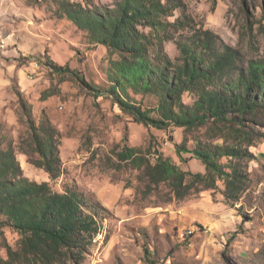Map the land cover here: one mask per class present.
Instances as JSON below:
<instances>
[{"label": "rangeland", "instance_id": "1", "mask_svg": "<svg viewBox=\"0 0 264 264\" xmlns=\"http://www.w3.org/2000/svg\"><path fill=\"white\" fill-rule=\"evenodd\" d=\"M61 1L0 0V145L13 144L25 177L49 182L59 192L76 190L88 206L105 209L102 233L82 264H264V140L251 148L253 158L242 161L246 189L236 202L226 198L221 181L216 189L181 199L168 184L149 186L142 170L117 160L124 144L152 161L162 154L185 171L204 173V164L191 152L178 155V146L192 150L223 140L213 139L208 126L156 129L122 112L110 92L107 49L59 16ZM70 1L96 9L116 0ZM165 19L187 24L168 36L192 35L202 27L247 59L264 60V0H182ZM164 49L173 61L180 55L176 39ZM18 94L38 125H52L60 134L58 179L22 152L30 150L31 139ZM132 96L144 106L157 102L154 96ZM183 99L193 103L192 94ZM4 236L13 246L19 239L2 228L1 257Z\"/></svg>", "mask_w": 264, "mask_h": 264}, {"label": "trees", "instance_id": "2", "mask_svg": "<svg viewBox=\"0 0 264 264\" xmlns=\"http://www.w3.org/2000/svg\"><path fill=\"white\" fill-rule=\"evenodd\" d=\"M181 5L182 0H116L94 9L62 0L59 16L107 49L110 92L134 122L156 129L208 126L213 139L223 140L192 150L178 146V155L191 152L204 164V173L185 171L162 154L152 161L127 144L116 152L117 160L142 170L149 186L168 184L179 199L216 189L221 181L226 198L236 202L246 189L242 161L253 158L251 148L264 140V60L247 59L210 29L168 36V30L187 27L183 20L165 19ZM173 39L180 53L175 61L164 49ZM53 69L63 71L59 65ZM132 93L154 96L156 105L144 106ZM187 93L193 95L192 104L184 102ZM18 98L31 139L30 150L22 152L58 179L63 173L60 134L52 125H38L23 97ZM102 211L88 206L76 190L59 192L49 182L25 177L13 144L0 145V231L9 227L19 236L14 246L3 237L6 256H0V264H82L102 233Z\"/></svg>", "mask_w": 264, "mask_h": 264}, {"label": "bare ground", "instance_id": "3", "mask_svg": "<svg viewBox=\"0 0 264 264\" xmlns=\"http://www.w3.org/2000/svg\"><path fill=\"white\" fill-rule=\"evenodd\" d=\"M3 48V47H2Z\"/></svg>", "mask_w": 264, "mask_h": 264}]
</instances>
